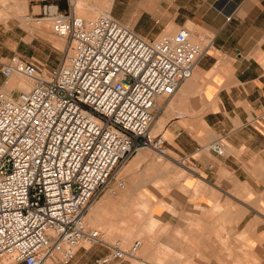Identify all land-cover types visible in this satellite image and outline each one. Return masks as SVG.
Returning a JSON list of instances; mask_svg holds the SVG:
<instances>
[{
  "label": "built area",
  "instance_id": "1",
  "mask_svg": "<svg viewBox=\"0 0 264 264\" xmlns=\"http://www.w3.org/2000/svg\"><path fill=\"white\" fill-rule=\"evenodd\" d=\"M25 19L50 24L67 49L49 68L0 59L4 84L14 74L31 84L0 90V264H68L95 243L110 249L98 264L134 258L142 240L108 243L87 211L104 190L115 193L112 179L125 185L115 173L140 149L167 154L151 134L159 99L179 89L212 40L195 42L186 28L146 38L110 12L84 18L55 1ZM205 148L223 152L220 140Z\"/></svg>",
  "mask_w": 264,
  "mask_h": 264
},
{
  "label": "crops",
  "instance_id": "2",
  "mask_svg": "<svg viewBox=\"0 0 264 264\" xmlns=\"http://www.w3.org/2000/svg\"><path fill=\"white\" fill-rule=\"evenodd\" d=\"M29 1L34 10L43 0ZM108 12L146 38L186 28L195 42L212 40L159 99L153 129L172 165L157 159L161 231L142 239L135 264H264V0H110ZM216 140L221 154L205 148ZM109 251L84 245L68 264H98Z\"/></svg>",
  "mask_w": 264,
  "mask_h": 264
},
{
  "label": "rangeland",
  "instance_id": "3",
  "mask_svg": "<svg viewBox=\"0 0 264 264\" xmlns=\"http://www.w3.org/2000/svg\"><path fill=\"white\" fill-rule=\"evenodd\" d=\"M44 1L50 0H43L42 2L39 1L35 3L34 10H32L30 5L31 2L29 0H0L1 57L7 59L15 55L40 66L42 65L46 68L53 67L59 63L61 57L63 56V53L67 49L65 39L54 34L51 30L50 24L47 23L39 25L36 24L33 20H26L25 18H23L28 14L37 15L40 11V7L38 5H41ZM67 2L71 5V8L76 15L84 18H91L100 12H108L110 0H79L78 5L73 4V0H57L60 9L67 8ZM17 77L22 76L18 75ZM12 80L13 79H10L6 84H4V79L2 81L4 86L10 87ZM2 89L3 88H0V90ZM16 92L17 91H14L13 95H15ZM160 104L162 105V108L156 114L154 122H156V120L158 121L157 117L163 110L164 105L162 103ZM154 122L151 125L152 131ZM164 137L166 136L164 135ZM141 153L144 154L145 157L141 158L138 163L134 162L133 158ZM167 155L168 151L166 156ZM166 156L164 155V158L161 157L151 148L140 149L136 154L127 159L126 162L121 165L119 170L115 173V178L124 179L125 185L123 187H116L115 179H112L110 181V187L115 189V193H112L111 190H104L90 205L86 214V221L90 226L97 228V225L95 223H91L89 221V212L99 202H101L103 198H108V196L115 198L117 195H120L119 192L125 190V186H128V188H130L128 196L123 199L113 200V203L109 204V207L106 206L105 211L99 212L101 221L103 222V226H107L109 224L111 226H114L111 229H107L106 227L101 228V231L103 232V239L108 243L119 241V245L122 248L126 249L135 239L142 240L145 238V236H152L160 233L161 223L157 218L154 217V206H152L153 196L151 195V193L155 192L154 188L156 189V187L160 186V182L156 178L158 171L156 165L157 163H159L157 162V159H162V161L166 163L167 167H170L172 165L171 161L165 158ZM146 188H149V191L151 192H149ZM140 193H142L143 196H141ZM134 197H137V199L134 200ZM135 201H138V206L141 202H145V205L147 206L138 223L141 229H143L144 231H149V233L147 234V232H144L143 236H133L127 240L126 244L123 245L119 240L118 228L116 226L120 225V222L124 218V216H127V208H129V212L131 211V208ZM152 216L155 218V223L154 227L151 228L150 231L149 222ZM48 260L51 264H59L52 259ZM129 261L132 263L135 261V258H129Z\"/></svg>",
  "mask_w": 264,
  "mask_h": 264
},
{
  "label": "bare ground",
  "instance_id": "4",
  "mask_svg": "<svg viewBox=\"0 0 264 264\" xmlns=\"http://www.w3.org/2000/svg\"><path fill=\"white\" fill-rule=\"evenodd\" d=\"M73 4L78 5L79 4V0H73ZM23 18H25V17H23ZM17 76H16V74L10 76L8 78V81L10 79H13L12 80V83H11V86L10 87L4 86L2 88L4 90H6V91H9V90H11L14 87L19 86V87H21V88H23L25 90H28L30 88V86H31L30 82L26 78H24V77H17ZM155 129H153V131L151 130V134L158 135L159 132L157 133L155 131ZM142 153H144V152H142ZM142 153L139 154V155H137V156H135L133 158V161L136 162V163H138L141 160V158H144L145 155L142 154ZM167 158H168V156H167ZM177 164H179V163L177 162ZM126 187H127V189H126ZM129 191H130V188H128V186H125V190H123L122 192H119L120 193L119 196L117 195L115 198H112L111 196H108V198H106V197L103 198V200H101V202H99L89 212V214H88L89 221L91 223H95L97 225V228L99 230H101L102 227H106L107 229H111L112 227H114L113 225L111 226L110 224L107 225V226H103V222L101 221V217L99 215V212L100 211H102V212L105 211L106 206L109 207V204L113 203L112 202L113 200L123 199L126 196H128ZM140 195L143 196L142 193H140ZM136 199H137V197H134V200H136ZM136 206H138V201H135L133 203V206H132L130 212L128 211L129 208H127V210H126L127 216L126 217L124 216V218L120 222V225L116 226L118 228L119 240L121 241V243L123 245L126 244L127 243V240L130 239L133 236H138V235H142L143 236L144 235V232H147V234L149 233V231H144L143 229H141V227H140V225L138 223L140 217L143 215L144 210L147 208V206L145 205V202L144 203L143 202L139 203V206L138 207H136ZM154 220H155V218L152 216L151 219H150V222H149V224H150V231H151V228L154 227V223H155ZM135 261L133 262V264L136 263ZM44 264H51V263L47 259V260H45Z\"/></svg>",
  "mask_w": 264,
  "mask_h": 264
},
{
  "label": "trees",
  "instance_id": "5",
  "mask_svg": "<svg viewBox=\"0 0 264 264\" xmlns=\"http://www.w3.org/2000/svg\"><path fill=\"white\" fill-rule=\"evenodd\" d=\"M59 5V4H58Z\"/></svg>",
  "mask_w": 264,
  "mask_h": 264
}]
</instances>
